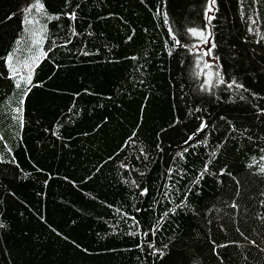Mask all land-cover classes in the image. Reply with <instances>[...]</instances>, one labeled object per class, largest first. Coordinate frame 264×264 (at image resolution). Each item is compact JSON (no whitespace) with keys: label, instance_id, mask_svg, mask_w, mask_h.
<instances>
[{"label":"trees","instance_id":"trees-1","mask_svg":"<svg viewBox=\"0 0 264 264\" xmlns=\"http://www.w3.org/2000/svg\"><path fill=\"white\" fill-rule=\"evenodd\" d=\"M41 2L49 14L76 8L75 21L61 15L47 22L58 44L70 35V23L79 35L53 49L34 70L33 82L41 83L25 98L21 127L10 119L19 91L7 77L3 57L18 35L16 58L28 54L20 11L26 4L0 0V264H264L259 250L264 248V173L257 171L264 165V114L257 111L264 107V0L252 11V0H216L210 22L203 12L206 0ZM165 10L181 45L193 43L182 35L187 27L209 24L213 55L219 58L214 67L247 91L226 85L198 91L203 77L190 74L194 57L187 49L171 48ZM253 11L258 16L249 32ZM50 46L46 40L45 49ZM81 46L88 55L79 51ZM200 117L208 125L195 139L206 137L207 143L193 149L181 140ZM134 130L135 143L121 149ZM184 147L189 151L185 160L177 157V167L187 171L169 205L162 198L166 168ZM122 162L132 168L124 169ZM205 163L209 169L194 186ZM221 167L225 174L219 173ZM125 179L147 186V195L139 197ZM188 189L193 190L186 207L158 223L165 208L179 203ZM137 207L143 211L136 213ZM117 208L136 216L139 236L129 234L135 225ZM141 240H154L157 248L167 245L165 255H152L146 244L138 249ZM226 242L235 243L213 252Z\"/></svg>","mask_w":264,"mask_h":264},{"label":"snow or ice","instance_id":"snow-or-ice-1","mask_svg":"<svg viewBox=\"0 0 264 264\" xmlns=\"http://www.w3.org/2000/svg\"><path fill=\"white\" fill-rule=\"evenodd\" d=\"M239 2V0H238ZM258 0H252V8L249 10L252 11L253 8L256 7ZM68 0H65V5H67ZM26 6L23 7L20 11L23 13V19L21 21V24L23 26V31L26 34L27 42L25 45L26 50L30 53L28 57H26L23 61H20L16 58V54L20 52V44H21V37L18 35L16 39L14 40V47L7 52V54L3 57L4 64L7 68V77L13 82V88L15 90L19 91V100L17 102V106L12 108L11 111L15 113V115L11 116V120H16L20 123L21 127L23 126V111H24V104H25V98L29 95L33 87L39 86L41 83L40 81L33 82V76H34V70L36 67L40 64L42 60H44L46 57H48L49 53L53 49H59L62 47H66L72 42V38L79 35L77 33L75 27L73 24L68 25V31L70 35L67 39H64L61 43H57V39L55 36L50 35L47 22L52 21L54 19H59L61 15L68 17L69 21H75L76 19V8H73L72 11H64V12H54L49 14L45 10L44 3L41 2V0H34V2H29V0H25ZM216 0H206L205 6L203 8V12L205 15V18L207 21H211L214 19V13L216 11L215 8ZM77 8L79 5L76 6ZM35 10L34 13L32 10ZM159 11V9L157 10ZM240 11L241 15L244 14V7L241 3L240 5ZM210 13H212L210 15ZM12 15H15L13 13ZM111 15V13H109ZM258 16L257 12L252 13L251 16H248L249 20V27L248 31L252 32L253 27L256 23L255 17ZM41 17L44 18L43 22L41 20ZM163 23L165 26H167L168 36L170 37L172 43L171 48L175 49L177 46L184 47L187 49V52L190 56L194 57V61L192 62L193 67L190 72V74L196 79L200 80L201 77H203L202 82L198 83L196 85V89L198 91H207L211 92L212 89L215 86L218 85H226L228 89H233L238 92L239 90H245L244 85L242 83H238L235 78H232L230 80H226L224 75L222 74V70L220 67H214L215 63L218 62V57L213 55V49L216 47L214 39H212V33L206 31L209 28V24H205L202 28H197L194 26L187 27L182 35L190 40L193 41L192 45L189 46L188 44L181 45V39L180 35H178L179 30L174 31L169 23V16L167 11L165 10L163 13ZM145 31H147L145 29ZM88 35H91L89 33ZM128 39H131V37H128ZM50 42V47L45 49V41ZM259 43V41H257ZM165 46L169 44L168 40L164 41ZM199 45H205L206 47H199ZM80 52H82L84 55H88L87 52L84 51V47L81 46L79 49ZM99 51V49H97ZM168 54L171 55V50L168 51ZM147 55V53H145ZM210 57V59H203V57ZM133 60L136 59L135 56L132 57ZM183 63V61H181ZM208 69H214L210 74L207 71ZM141 83H143L141 81ZM86 91V90H85ZM76 95H79V93H76ZM251 95L253 97H258L260 94L256 92H252ZM241 99H244V97H240ZM231 99V97H229ZM195 110L197 112L200 111L199 105L196 106ZM259 113L264 114V107H260L257 109ZM179 118H177L178 120ZM220 119H224L223 116L220 117ZM105 120H107V117H105ZM173 123H176L174 121ZM208 121L203 119V117L199 118V125L195 128L193 132H190L187 134L186 139H182L181 143L183 145H189L193 149H195L196 145L199 144H206L207 138L205 137L204 140L195 139L197 136V133H202L203 130L207 127ZM99 127V125H97ZM231 127H234V125H231ZM136 131L134 130L132 132V135L128 138H126L125 143L121 145V149L127 146L128 142L131 141L133 144L135 143V140L133 137H135ZM195 139V144H189L190 141H193ZM251 139V138H250ZM0 141H4V136L0 135ZM5 147H7V144L5 143ZM157 150L162 151L161 145H156ZM121 149H118L117 152H119ZM7 151L10 153L12 150L11 148H7ZM141 155L145 154V150L141 148L140 150ZM189 147H184L182 151H177L174 156L170 158L171 163L166 168V179L163 181V192H162V198L166 199L169 205L173 204V193L179 192V182L184 179L187 169L184 167H177V157H179L180 160H185V154L188 153ZM115 155V154H114ZM193 155H195V152H193ZM213 157L215 158V150L213 151ZM109 160L112 159V157H108ZM139 159V157H137ZM261 160H264V156L260 157ZM255 163V161H253ZM121 167L124 169H130L132 168V165L129 163H121ZM209 169V164L205 163L203 165V171L200 172L197 175V179L192 180V184L196 186L198 184V180L202 179L204 173H206ZM260 173H264V165H261V167L257 170ZM226 169L225 167H221L219 169L220 174H225ZM229 177L235 180V177L232 176L231 172L226 173ZM131 175V173H129ZM139 175L142 177L143 173H139ZM175 175V179H173V176ZM67 179V177H65ZM87 179V177L85 178ZM47 182V181H45ZM74 183V182H73ZM124 183H131V185L138 190L139 197L143 198L147 195L149 189L147 186L141 187L139 183L135 179H125ZM237 181V185H238ZM172 184H176L177 187L175 189H172ZM171 189V191H169ZM193 189H188L183 193V199L179 201V203L175 204V206L172 207H166L163 214L159 215V221L165 220V217L169 214H175L180 208L186 207V200L188 198L189 193ZM197 195H199L198 187L196 188ZM262 204H264V201H261ZM238 205L236 204L235 199L232 201V207L236 208ZM109 207H112V205H109ZM116 211L120 213L121 217L124 220L131 221L136 228V231H130L129 234L132 236H139L141 232V225L140 222L137 220L136 216L131 215L127 211H122L120 208H117ZM143 211V209L137 207L135 208L136 213H140ZM41 220L44 219L43 216L40 217ZM3 226V222L0 221V227ZM116 229L113 228V231ZM154 230H158L156 225L152 226V229L149 231L152 232L154 235ZM237 231H239V228H237ZM241 236L244 234L241 232ZM145 236L148 235V232L144 233ZM227 243H235V242H226L225 244L215 245L213 247V252L216 251L217 247L223 248L227 246ZM249 243L255 247H259L256 245L255 240L249 241ZM146 244L148 248L152 250V255H159L160 257H163L165 255L164 249L167 248V245H164L161 248H157L155 246V241H147V240H141L139 243L135 245V247L142 248V246ZM215 244V242H214ZM260 251L264 252V248H260Z\"/></svg>","mask_w":264,"mask_h":264},{"label":"rangeland","instance_id":"rangeland-1","mask_svg":"<svg viewBox=\"0 0 264 264\" xmlns=\"http://www.w3.org/2000/svg\"><path fill=\"white\" fill-rule=\"evenodd\" d=\"M26 39H27V37H26ZM29 55H30V53L28 52V54H27L26 57H28ZM26 57H25V58H26ZM25 58H19L18 60L23 61Z\"/></svg>","mask_w":264,"mask_h":264},{"label":"bare ground","instance_id":"bare-ground-1","mask_svg":"<svg viewBox=\"0 0 264 264\" xmlns=\"http://www.w3.org/2000/svg\"><path fill=\"white\" fill-rule=\"evenodd\" d=\"M256 8V7H255ZM247 16V15H246Z\"/></svg>","mask_w":264,"mask_h":264}]
</instances>
